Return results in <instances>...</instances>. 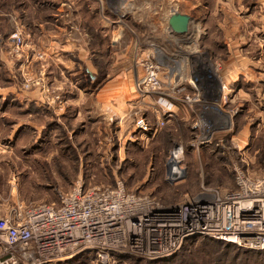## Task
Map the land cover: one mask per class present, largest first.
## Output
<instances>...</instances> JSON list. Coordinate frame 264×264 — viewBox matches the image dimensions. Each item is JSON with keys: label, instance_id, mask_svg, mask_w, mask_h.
Masks as SVG:
<instances>
[{"label": "rangeland", "instance_id": "374dc122", "mask_svg": "<svg viewBox=\"0 0 264 264\" xmlns=\"http://www.w3.org/2000/svg\"><path fill=\"white\" fill-rule=\"evenodd\" d=\"M238 1L0 0V209L59 204L79 180L173 205L226 197L236 167L263 175L264 0ZM175 12L190 17L184 33ZM150 65L155 86L141 83ZM115 92L134 100L106 109L101 93ZM178 162L185 177L171 180ZM212 249L177 264H214ZM135 256L55 264H146Z\"/></svg>", "mask_w": 264, "mask_h": 264}, {"label": "built area", "instance_id": "2783aa9c", "mask_svg": "<svg viewBox=\"0 0 264 264\" xmlns=\"http://www.w3.org/2000/svg\"><path fill=\"white\" fill-rule=\"evenodd\" d=\"M149 68L141 83L158 85L157 67ZM136 124L142 131L151 128L144 118ZM235 175L237 189L226 197L198 196L173 205L129 191L122 181L106 187L82 180L59 204L17 203L0 212V264H55L85 252L159 258L193 237L263 250L264 174L236 167Z\"/></svg>", "mask_w": 264, "mask_h": 264}, {"label": "trees", "instance_id": "16d2710c", "mask_svg": "<svg viewBox=\"0 0 264 264\" xmlns=\"http://www.w3.org/2000/svg\"><path fill=\"white\" fill-rule=\"evenodd\" d=\"M4 118L5 117H3V120L0 123L8 125L9 122H7L6 118L4 121ZM0 119H2V117ZM198 245H204L208 248H213L212 249L213 251H211L210 253L214 255L215 259L217 258L220 261V263L218 264H225V260H224L225 257L229 258L228 264H235L237 260L244 262L246 264H264V249L253 250V249L243 248L232 243H225L218 240L206 239L200 237H193L188 239L177 252L170 255H166L159 258H146L140 256H135V258L139 263L145 262L146 264H177L179 260H182L184 257H186V254H188L187 252H191V250L197 247ZM121 256H125V255H121ZM214 258L212 260L213 263L215 264ZM64 261L67 262L63 264H70L69 262L70 259Z\"/></svg>", "mask_w": 264, "mask_h": 264}, {"label": "water", "instance_id": "95a60500", "mask_svg": "<svg viewBox=\"0 0 264 264\" xmlns=\"http://www.w3.org/2000/svg\"><path fill=\"white\" fill-rule=\"evenodd\" d=\"M189 22H190V17L187 14H181L178 12L173 13L169 18L170 28L178 33L186 32L188 30ZM169 163H171V161ZM179 166L180 168L177 169L176 167H171V164L169 165V170H168L169 179L178 180L185 177V171H186L185 167H182V165L178 162V167Z\"/></svg>", "mask_w": 264, "mask_h": 264}, {"label": "crops", "instance_id": "0c3cea01", "mask_svg": "<svg viewBox=\"0 0 264 264\" xmlns=\"http://www.w3.org/2000/svg\"><path fill=\"white\" fill-rule=\"evenodd\" d=\"M231 1V0H230ZM232 1H234V3H233V7L235 6V2H237L238 4H239V1L238 0H232ZM230 20H231V25H232V29L230 30V32H233V35L235 36V38L234 39H239L236 35H238L237 34V32H236V27L238 26V24H237V22H235V17H234V15L230 18ZM234 41H236V43L238 44V40H234ZM230 48H231V50H234L235 52H236V50H235V46H233V44H231L230 45ZM87 66H90V65H87ZM91 77H95V76H91ZM117 92H115V93H113V94H110V93H101V94H103L101 97H103L104 99H105V108L106 109H108V108H115V110H117L116 109V107H120V106H114V103H116L117 102V99L116 98H119L120 100L122 99V98H124V101H130V100H134L133 98H134V94H130V93H124V96L122 95L121 97H118L119 95L118 94H116ZM125 96H130L131 97V99H128L129 97H125ZM133 96V97H132ZM109 106H112V107H109ZM121 107H123V106H121ZM105 109V110H106ZM181 109L180 108H178V111H176V112H178L179 113V111H180ZM150 125H151V127L152 126H154V124H151V123H149ZM0 212L2 213V214H6L7 213V210H5V209H0Z\"/></svg>", "mask_w": 264, "mask_h": 264}, {"label": "bare ground", "instance_id": "6f19581e", "mask_svg": "<svg viewBox=\"0 0 264 264\" xmlns=\"http://www.w3.org/2000/svg\"><path fill=\"white\" fill-rule=\"evenodd\" d=\"M181 159V158H180ZM173 165V164H172ZM177 166H178V164H177ZM173 167H174V165H173ZM179 168H180V166H179Z\"/></svg>", "mask_w": 264, "mask_h": 264}]
</instances>
